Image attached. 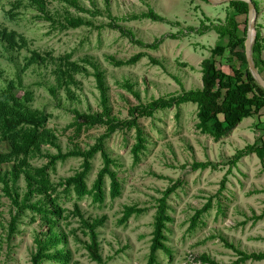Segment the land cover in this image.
I'll return each instance as SVG.
<instances>
[{
  "label": "rangeland",
  "instance_id": "374dc122",
  "mask_svg": "<svg viewBox=\"0 0 264 264\" xmlns=\"http://www.w3.org/2000/svg\"><path fill=\"white\" fill-rule=\"evenodd\" d=\"M16 1L0 2V19L10 29L25 35L30 44L29 49L13 54L15 60L0 44V87L6 85L7 80L16 78L25 63L24 57L29 56L31 51L52 52L55 56L72 53L74 60L89 55L106 72L114 114L120 119L128 118L129 108L138 103L123 87L127 81L141 92L145 103L154 98L202 87L201 63L210 56L219 37L214 31H206L203 35L199 30L203 23L211 25L224 20L227 11V4L215 6L202 0H109L115 18L122 19L153 9L167 19L164 23L148 19L120 22L134 33L136 40L151 44L157 39H163L161 46L152 50L140 47L129 37L110 28L97 30L84 26L63 32L51 31L49 23L35 18L37 12L25 7L27 0H23L24 6L19 9L20 15L15 21L6 20L3 10H9L10 3ZM80 1L87 7H91V2L95 1L104 12L107 8L105 0ZM260 6L256 30L264 35V3ZM50 9L61 13L66 10L64 5L56 1L51 2ZM70 11L75 12L73 9ZM83 16L92 19L88 15ZM111 21L113 19L107 15L94 19L96 25H106ZM239 21L244 25V17ZM172 35L177 38L172 39ZM139 53H148L161 64L155 65L149 57H144L134 65L116 67L106 58L111 55L127 60ZM223 70L229 73L226 65H223ZM23 79L28 90L35 93L33 106L52 114L47 127L59 137L63 152L77 145L86 149L105 133L104 126L90 130L84 128L80 132L75 127L68 128L74 116L69 111L56 108L53 98L42 85L53 81L50 68L31 67ZM80 80V102L69 103L68 106L82 111L90 108L98 110L100 93L94 78L80 77ZM19 93L23 94V91ZM197 122V106L194 104H185L179 110L172 108L159 111L153 118H140L148 141L147 150L138 164H135L131 154V148L136 142L135 130L119 131L107 141L106 147L116 160L115 170L122 181V195L116 199L111 198L110 179L107 178L106 201L103 204L95 203L91 196L79 199L74 193L61 197L59 204L65 212L60 225L67 235L65 246L71 252L69 264H101L92 260L85 246L89 237L82 227L80 217L75 215L76 206H79L80 212L87 219L107 217L105 225L99 229L105 264H147L156 200L162 196L160 192L175 181H182L183 186L169 199V213L173 220L168 224L166 235L172 257L160 251L158 264H202L200 257L203 255L221 264L236 261L238 258L235 250L226 246L223 238L241 250L264 252V165L253 154L244 157L227 175L229 161L236 152L262 138V133L254 127L255 119H245L219 141L201 134L196 129ZM2 149L8 150L5 145H2ZM45 149L58 153L54 148ZM208 160L214 164V169L192 170L193 162ZM47 161L45 158H37L32 164L41 167ZM81 164V158L58 162L56 168L49 172L50 179L57 183L72 176ZM102 166V158L98 155L93 160V169L87 179L89 188ZM226 175L227 181L222 191L221 183ZM19 185L24 194V180ZM209 200L212 201V209L202 217L197 228L191 230V218L195 210L202 208ZM128 205H138L147 211L121 225L119 220ZM11 210V202L3 198L0 223L9 225ZM33 217L34 214L28 211L18 225L19 233L9 241L7 233L0 227V264H31V252L35 248L34 235L44 230L40 227V220L35 222ZM259 217V220H255ZM245 264H264V261H248Z\"/></svg>",
  "mask_w": 264,
  "mask_h": 264
},
{
  "label": "trees",
  "instance_id": "16d2710c",
  "mask_svg": "<svg viewBox=\"0 0 264 264\" xmlns=\"http://www.w3.org/2000/svg\"><path fill=\"white\" fill-rule=\"evenodd\" d=\"M3 0H0V2ZM26 8L37 12L35 18L49 23L51 31H67L81 27H91L101 30L110 28L119 31L123 36L142 48L157 50L163 43V39H157L153 43H145L135 39L134 33L120 22L135 20H152L153 22H167L163 16L153 9L141 14H134L122 19L112 16L109 0L106 2L105 12L101 10L95 1L91 7L83 5L80 0H27ZM56 1L65 6L66 10L52 11L50 5ZM209 3V0H202ZM258 13L261 11V3L264 0H253ZM9 10L4 9L6 20L15 21L23 7V0L10 3ZM73 9L75 12H71ZM224 20L211 25L202 24L199 30L204 35L206 31H214L219 40L211 50L208 58L201 63L202 87L192 90H183L178 94H171L154 98L144 102L141 92L135 89V85L127 81L123 87L133 95L138 102L129 108V116L120 119L114 114V109L109 96V86L106 72L99 62L92 56H85L74 60L72 53L55 56L52 52L42 53L31 51L24 57L25 63L17 72L15 79L6 81V85L0 87V206L3 198L11 202V219L9 225L0 223V227L7 233L8 241L19 233L18 225L28 211L34 214V221L40 220V227L44 228L34 235L35 248L31 252V264H45L53 262L69 264L71 252L67 245V235L61 227L65 210L60 206L62 196H70L74 193L77 198L83 199L91 196L95 203L103 204L106 201V181L110 179V196L112 199L122 195V181L118 172L116 160L108 151L107 141L117 132L135 130V144L131 148L135 164L141 161L142 154L147 150V134L140 123V118H153L159 111L176 108L179 110L185 104L197 106L196 129L203 135L219 141L228 136L245 119H255L254 127L262 133V138L254 144L247 145L238 150L229 161L231 174L233 168L244 158L255 154L264 165V89L253 77L246 57V40L248 32V4L241 1H231L226 5ZM88 15V19L83 15ZM107 15L113 21L104 25H96L94 19ZM244 17V25L239 19ZM210 20V19H208ZM194 30V29H193ZM176 39V35H172ZM0 44L11 54L29 49L27 37L14 29H10L0 19ZM252 56L260 74L264 77V35L256 30V38L252 48ZM149 57L155 65L160 61L148 53H139L130 59H117L107 56V60L116 67L130 66L139 62L142 58ZM223 65L229 68V73L223 70ZM31 67H45L51 69L53 81L43 83L46 90L53 98L56 108L69 111L74 116V121L68 128L75 127L78 132L84 128L90 130L97 126L106 127L105 133L96 138L95 144L84 149L77 145L74 149L63 152L60 139L56 133L47 127L52 114L35 108V93L24 85V74ZM80 77H93L96 88L100 93L99 109L90 108L82 111L77 107L70 108L69 103L80 102L78 90L82 88ZM23 91V94L19 92ZM2 145L8 150L4 151ZM54 148L58 153H52ZM100 155L103 166L98 171L92 187L89 188L87 179L93 169V160ZM37 158L47 159V163L41 167L34 166L32 161ZM70 158H81L82 164L74 175L61 179L54 183L50 179V170H54L58 162H64ZM193 171L214 169V164L208 160L195 161L191 165ZM227 175L222 181L220 190L225 189ZM25 182L24 194L21 192L20 181ZM183 186L182 181L173 182L167 189L161 191L162 196L156 200V212L153 222V237L148 255L147 264H158V253L165 252L172 257V251L167 245L166 232L168 224L172 222L169 213L170 197ZM63 188V190H61ZM37 198V199H35ZM212 209V201L209 200L202 208L196 209L191 218V230H195L202 217ZM147 211L138 205H128L124 208L123 216L119 220L125 225L134 216H140ZM75 215L81 219L82 227L86 230L89 241L85 243L89 255L93 261L105 264L101 253L99 229L107 220L106 216L97 218H85L76 206ZM255 218V220H259ZM226 246L235 250L237 260L229 264H245L248 261H264V252H247L230 244L223 238ZM64 245L65 247H60ZM202 264H221L207 255L200 257Z\"/></svg>",
  "mask_w": 264,
  "mask_h": 264
},
{
  "label": "water",
  "instance_id": "95a60500",
  "mask_svg": "<svg viewBox=\"0 0 264 264\" xmlns=\"http://www.w3.org/2000/svg\"><path fill=\"white\" fill-rule=\"evenodd\" d=\"M231 1H241L248 4L249 14H248V32H247V40H246V57L249 64V69L253 77L259 83V85L264 89V77L260 74L252 56V48L256 38V22L259 14L257 7L253 0H209V2L215 6L225 5Z\"/></svg>",
  "mask_w": 264,
  "mask_h": 264
}]
</instances>
